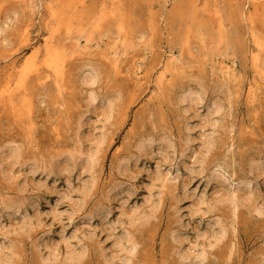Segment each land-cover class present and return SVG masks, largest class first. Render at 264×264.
Segmentation results:
<instances>
[{
    "label": "rangeland",
    "instance_id": "374dc122",
    "mask_svg": "<svg viewBox=\"0 0 264 264\" xmlns=\"http://www.w3.org/2000/svg\"><path fill=\"white\" fill-rule=\"evenodd\" d=\"M263 160L264 0H0V264H264Z\"/></svg>",
    "mask_w": 264,
    "mask_h": 264
},
{
    "label": "bare ground",
    "instance_id": "6f19581e",
    "mask_svg": "<svg viewBox=\"0 0 264 264\" xmlns=\"http://www.w3.org/2000/svg\"><path fill=\"white\" fill-rule=\"evenodd\" d=\"M193 10H194V9H193ZM49 58H50V57H49ZM51 58H53V59H52L53 62H54V60L56 59L54 55H53ZM55 62H56V61H55ZM55 62H54V63H55ZM57 62H58V61H57ZM55 64H56V63H55ZM54 66H55V65H54ZM47 67H48V66H47ZM50 67H51V66H50ZM52 68H53V67H52ZM33 71H34V70H33ZM83 79H84L85 81H87L88 83H92L93 80L95 79V77H94V74H91L90 72H88L87 74H86V73L84 74ZM184 95H185V94H184ZM192 95H193V93H191V91H190V93H187V94L185 95V97L183 96V97H184V99H183L184 102H185V103L188 102V101L190 102V99L193 97ZM194 95H195V94H194ZM89 97H90L89 101H90V100H92V101L95 100V101H96V99H97V98L94 99V94L91 95V96H89ZM195 97L197 98V94H196ZM198 97H199V94H198ZM183 100H182V101H183ZM189 102H188V103H189ZM89 103H90V102H89ZM95 103H96V102H95ZM91 104H93V103H91ZM218 104H219V103H218ZM89 105H90V104H89ZM91 106H92V105H91ZM212 107H213V105H212ZM214 107H215V106H214ZM215 109H216V108H215ZM218 110H219V109H218ZM218 112H219V111H218ZM216 113H217V112H216ZM188 138H189V137H188ZM188 138H187V140H188ZM162 140H163V139H162ZM189 141H190V140H189ZM150 142H151V141H150ZM187 142H188V141H187ZM163 143H164V142H163ZM147 145H148V144H147ZM145 146H146V145H145ZM140 148H141V147H140ZM97 150H98V149H97ZM78 151H79L80 153L82 152L81 147L78 148ZM96 152H97V151H96ZM80 153H79V154H80ZM75 154H76V153H75ZM79 154H77V155H79ZM56 155H57V154H56ZM80 155H81V154H80ZM98 155H99V154H98ZM74 156H75V155H73V158H74ZM56 157H57V156H56ZM92 157H93V158H92ZM99 157H100V156H99ZM51 158H52V157H51ZM53 158H54V157H53ZM70 158H71V157H70ZM78 158H79V157H78ZM91 158H92L93 160H92V161L90 160V161L93 163V162L96 160L97 155H96V154H94L93 156L91 155ZM53 160H54V159H53ZM72 160H73V159H72ZM98 160H99V159H98ZM50 161H52V159H51ZM259 161H260V160H259ZM259 161H258V162H259ZM263 161H264V160H263ZM254 162H255V161H254ZM260 162H261V161H260ZM50 163H52V162H50ZM53 163H54V162H53ZM56 163H57V162H56ZM56 163H55V164H56ZM92 163H91V164H92ZM95 163H96V162H95ZM256 163H257V162H256ZM89 164H90V163H89ZM252 164H253V163H252ZM51 165H52V164H51ZM51 165H50V166H51ZM253 165H254V164H253ZM259 165H260V164H259ZM50 166H49V167H50ZM52 166H53V165H52ZM90 166H91V165H90ZM93 166H94V165H93ZM91 168H92V166H91ZM252 168H254V166H253ZM251 170H252V169H251ZM237 189L239 190L240 188H237ZM238 190H235V191H238ZM249 193H251V192H249ZM241 194H242V193H241ZM247 194H248V193H247ZM247 194H246V197H248ZM251 194H252V193H251ZM238 195H240V194H239V191H238ZM238 195H234V196L228 198L229 202L231 201L230 204H232V207H233L234 209H235V208H239L238 206H240V205L242 204V201H244V200H243V197H242V196L240 197V196H238ZM248 195H249V194H248ZM19 196H20V194H19ZM21 196H22V193H21ZM250 196H251V195H250ZM250 196H249V197H250ZM244 197H245V195H244ZM246 197H245V198H246ZM254 197H256V196L254 195ZM247 199H248V198H247ZM247 199H246V200H247ZM250 199H251V200H255V199H258V197H257V198H254V199H252V198H250ZM250 199H249V200H250ZM3 200H4V199H3ZM3 200H2L1 202H2V205H3L4 207L10 206V205L13 203V201H14V200H5V201H3ZM228 200H227V202H228ZM258 201H259V199L257 200V202H258ZM263 201H264V198H263ZM263 201H261L262 203H260V204H263V203H264ZM16 202H17V201H16ZM250 202H252V201H250ZM253 202H254V201H253ZM253 202H252V206H253ZM255 202H256V201H255ZM257 202H256V203H257ZM243 204H244V203H243ZM243 204H242V205H243ZM247 204H248V202H247ZM254 205H255V204H254ZM257 205H258L259 207H258V208L256 207L257 209L254 207V209H255V210H258L259 213H261L262 211L264 212V205H259V204H257ZM3 206H2V207H3ZM17 206H18V204H17ZM250 206H251V205H250ZM260 206H261V207H260ZM7 209H8V208H7ZM9 209H10V208H9ZM9 209H8V210H9ZM254 209L252 208V210H254ZM4 210H5V209H4ZM131 218H132V217H131ZM134 218H135V217H134ZM136 218H137V217H136ZM28 221H29V220H28ZM131 221H132V220H131ZM131 221H130V222H131ZM133 221H134V220H133ZM133 221H132V222H133ZM133 223H134V222H133ZM220 226H221V225H220ZM221 228L223 229L224 227H221ZM221 228H220V229H221ZM223 230H224V229H223ZM224 231H225V230H224ZM224 231H223V233H224ZM219 232H220V230L218 231V233H219ZM219 234H222V232L219 233ZM126 235H127V234H126ZM126 235H125V236H126ZM217 235H218V234H216V236H217ZM218 236H220V235H218ZM221 236H222V235H221ZM221 236H220V237H221ZM125 238H126V237H125ZM125 238H124V239H125ZM126 239H127V238H126ZM126 239H125V240H126ZM129 239H130V238H129ZM132 239H133V238H132ZM216 239H217V238H216ZM134 240H135V239H134ZM213 240H214V239H213ZM217 240H218V239H217ZM130 241H133V240H130ZM135 241H136V240H135ZM214 241H216V240H214ZM127 243H128V242H127ZM131 245H132V246H131ZM131 245H130L131 247H134V244H133V243H131ZM128 246H129V245H128ZM130 246H129V247H130ZM210 246H211V245H210ZM129 249H130V248H129ZM129 249H128V252H127L128 254H129V252L131 251V250L129 251ZM132 250H133V252H134V249H133V248H132ZM204 250H205V249H204ZM133 252H132V253H133ZM178 252H179L178 254L182 256L183 253L180 254L181 251H178ZM201 252H203V251H201ZM203 254L206 256V253L203 252ZM203 254H202V255H203ZM185 255H186V254H183V257H184ZM199 255H201V253L198 254V256H199ZM204 255H203V256H204ZM187 256H188V255H186V257H185L186 259L188 258ZM205 256H204V258H205ZM54 257H55V256H54ZM200 257L202 258V256H199V257L196 256V260H197V261L199 260V261L197 262V261L195 260V262H193V264H195V263L199 264V262L201 263V261H200L201 258H200ZM49 258H50V257H49ZM70 258H71V257H70ZM204 258H203V260H204ZM191 259H192V258H191ZM192 260H193V259H192ZM192 260L189 259L188 264H191L190 261L192 262ZM130 263H131V262H130ZM130 263H129V264H130ZM127 264H128V263H127ZM201 264H203V263H201Z\"/></svg>",
    "mask_w": 264,
    "mask_h": 264
}]
</instances>
